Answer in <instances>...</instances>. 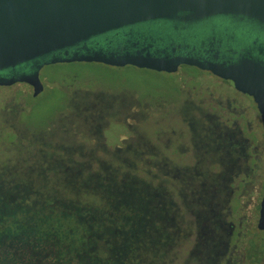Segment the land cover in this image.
<instances>
[{"label":"rangeland","instance_id":"rangeland-1","mask_svg":"<svg viewBox=\"0 0 264 264\" xmlns=\"http://www.w3.org/2000/svg\"><path fill=\"white\" fill-rule=\"evenodd\" d=\"M186 75L205 77L214 87L187 82ZM38 78L45 82L46 90L36 97L23 85L0 88V184L33 185L50 197L56 194L98 207L105 205V221H121L128 235L135 238H143L148 225L154 231L160 229L161 208L165 206L170 214L169 230L175 235L168 231L150 235L158 239L159 264H193L194 257L201 255L197 252L201 245L206 261L216 264L213 259L220 248L206 246L194 237V209H186L180 195L186 199L192 180L198 181L194 185L205 194L223 175L221 163L212 160L215 146L210 140L217 128L231 130L239 120V131L254 139L243 127L245 115L235 116L218 104L225 106L224 98L229 95L223 87L208 75L184 68L173 76L94 63L49 66ZM48 82H55V86ZM238 83L229 86L246 91ZM63 86H72L67 98L57 92ZM67 99L78 109L66 110L72 107V103H65ZM204 115L214 117V121ZM252 122H256L255 114ZM150 147L153 155L149 157ZM262 148L258 172L249 178L240 196L230 192L235 176L222 180L219 208L235 209L242 203L243 223L257 222L264 197V143ZM4 188L2 192L9 193L10 187ZM192 192L191 207L196 202L200 206L196 210L204 209L209 203L200 196L195 201L199 194ZM91 193L100 196L94 198ZM121 205L129 210L114 208L111 213V208ZM204 219L211 223V216ZM196 220L202 224L201 218ZM253 234V242L246 244L252 245L251 250L256 243L263 248L264 234ZM171 235L175 241L169 244L164 236ZM211 240V245H216L215 239Z\"/></svg>","mask_w":264,"mask_h":264},{"label":"flooded vegetation","instance_id":"flooded-vegetation-1","mask_svg":"<svg viewBox=\"0 0 264 264\" xmlns=\"http://www.w3.org/2000/svg\"><path fill=\"white\" fill-rule=\"evenodd\" d=\"M81 55L106 57H122L127 55L133 58L139 56L140 59H147V57H149L151 60L160 61L165 64H178L179 66L175 73L163 74L176 76L182 68L196 71L216 80V83L220 84L225 92L231 95L224 98L226 102L225 106L219 102L218 104L235 116L245 115L247 118L242 120L243 127L248 131V134H252L255 140L244 137L239 131V120L233 123L232 131L224 126L217 128L214 134H211L212 138L210 143L215 146L212 160L221 163L222 170H224L223 175L217 179L219 184L217 185L218 181H214L213 188H208V191L202 194L198 186L194 185L197 184L198 181L192 180L189 186H187L190 187V193L186 199L184 200L181 195L180 197L183 199L182 201H184V207L186 209H194V212H191L194 216V225L196 227L194 237L196 235L198 241L202 239V244L206 246H211L215 249L220 248L219 255H214L216 259H213V263L264 264V247L260 248L258 247L260 244L256 243L254 249L251 250V244L247 245L249 242H253L254 231L264 234V232L257 229L260 210L257 222L256 220H251L243 223L246 219L241 214L243 210L242 203H239L235 209H230L228 207L219 208L218 205L219 199L223 197V191L221 190L222 180L225 181V179L230 178L229 176H235L237 179H235L234 183L232 182L234 185L233 190L230 192H234L233 194L239 193L240 196V192L247 186L249 178H254L256 176L255 174L258 172L263 156L262 147L264 143L261 116L257 106L251 98L232 89L230 87L231 85L229 86L233 81H221L209 71L210 68H217L226 71L228 74L233 72L234 75H236L238 71H248L252 73L251 76L253 79L262 80L264 74V27L253 21L229 17H215L208 20L187 23L174 21L140 24L93 39L75 48L54 53L12 71L0 73V78L16 80L22 75H31L36 71L40 74V71L46 67L67 65V63H57L46 66L44 64L47 61L52 59H71L72 57ZM126 67L158 74V72L155 71L131 66ZM185 79L187 82H192L203 87H214L213 83L209 82L205 77L191 78L186 75ZM44 83H41L43 91L40 94H43L46 90ZM48 83L52 87L55 86V82ZM74 83L75 79L71 81V85H74ZM176 84H178V81H176ZM17 85H23L29 90L28 93L34 96L33 88L27 84L14 83L9 87L0 88H13ZM71 87L72 86L66 88V86H63V88L59 89L57 92L67 98L68 94H72ZM176 90L178 91V89ZM65 103L71 104L72 102L70 103V99H67ZM69 109H78L77 104L73 102L71 108L67 106L66 110ZM252 114L256 115L255 123L252 122ZM206 117L210 121H214V117L210 115L205 116V118ZM150 149L149 154H146L149 157L153 155L152 148L150 147ZM116 154H118V152ZM159 170L161 171V168ZM152 178L156 177L153 176ZM167 178L168 177L164 175V179L166 180ZM165 183H167V181ZM178 183L181 184L180 182ZM169 184L170 183H168V185ZM193 190L194 193L196 192L199 194L195 197V201L200 196L205 202L209 203H205L204 209L196 210L200 207H197L195 204L196 202L193 203V208L191 207L189 199H194ZM164 194L165 191L163 192V196ZM166 194L168 195L169 193ZM233 194H231L230 197L233 196ZM167 198L169 200V197ZM170 207L173 208L174 204H171ZM161 209L160 220L162 224L159 229L160 234L162 232L166 233L167 231L173 234L174 230H169L168 227L171 221H168L167 216H170V214H168L165 206ZM207 215L211 216V223L205 221L204 217ZM199 218H201L202 221L200 225L199 222H195V219L199 220ZM163 222L166 223V225H164ZM197 226L200 227V229L197 228ZM173 235L170 237L164 236V238L167 242L175 241ZM259 236H257L258 239ZM212 238L215 239L216 245L214 246L211 245L213 242L211 240ZM200 245H198V247ZM201 246L197 251L198 254L201 255H199V257L195 255L196 257L193 259V264H209L204 257L206 255L203 254ZM207 256L210 257V255Z\"/></svg>","mask_w":264,"mask_h":264},{"label":"water","instance_id":"water-1","mask_svg":"<svg viewBox=\"0 0 264 264\" xmlns=\"http://www.w3.org/2000/svg\"><path fill=\"white\" fill-rule=\"evenodd\" d=\"M215 17L246 19L264 27V0H0V73L136 25L198 22ZM57 63L131 66L159 73H175L179 66L127 55H81L52 59L44 65ZM209 71L221 81H238L245 87L246 91L235 88L253 100L264 131V74L262 80H255L248 71H238L236 75L217 68ZM38 74L36 71L16 80L0 78V87L27 84L36 97L43 91ZM257 229L264 232V197Z\"/></svg>","mask_w":264,"mask_h":264},{"label":"trees","instance_id":"trees-1","mask_svg":"<svg viewBox=\"0 0 264 264\" xmlns=\"http://www.w3.org/2000/svg\"><path fill=\"white\" fill-rule=\"evenodd\" d=\"M4 187H10L9 193L2 192ZM23 187L0 184V264H159L162 260L155 246L158 239L150 236L152 226L147 224L143 238L130 237L121 221H105V205L50 197L33 185ZM114 208L129 210L121 205L111 208V213ZM154 233L159 235L160 230Z\"/></svg>","mask_w":264,"mask_h":264}]
</instances>
